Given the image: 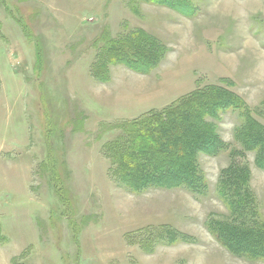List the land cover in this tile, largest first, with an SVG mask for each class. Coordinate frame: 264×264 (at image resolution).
Wrapping results in <instances>:
<instances>
[{
	"label": "rangeland",
	"instance_id": "rangeland-1",
	"mask_svg": "<svg viewBox=\"0 0 264 264\" xmlns=\"http://www.w3.org/2000/svg\"><path fill=\"white\" fill-rule=\"evenodd\" d=\"M176 1L191 15L154 0H0V249L11 264H264L208 231L232 221L219 181L242 150L245 112L207 120L226 149L198 154L203 193L135 191L110 162L127 141L119 127L212 86L264 126V0ZM142 36L162 51L148 74L111 52ZM254 155L246 185L264 223Z\"/></svg>",
	"mask_w": 264,
	"mask_h": 264
},
{
	"label": "trees",
	"instance_id": "trees-1",
	"mask_svg": "<svg viewBox=\"0 0 264 264\" xmlns=\"http://www.w3.org/2000/svg\"><path fill=\"white\" fill-rule=\"evenodd\" d=\"M154 1L186 15L192 13V7L184 1ZM143 37L119 42L111 52L129 69L148 74L162 51L149 45ZM107 78L104 75V81ZM229 110L245 112L242 126L234 137L242 150L233 152L231 164L221 172L219 181L218 194L228 206L232 221H210L208 231L233 255L264 260V223L256 217L254 199L246 185L249 172L243 163L247 153H255V164L264 171V126L253 119L238 96L212 86L193 92L177 105L152 113L138 122L122 125L119 129L124 131L127 141L114 145L115 156L110 162L118 169L122 183L135 191L156 186L203 193L206 182L197 163L198 154L216 157L226 149V144L215 133V127L207 120H217L220 114ZM2 234L0 229V244L6 241ZM170 243H173L171 238Z\"/></svg>",
	"mask_w": 264,
	"mask_h": 264
},
{
	"label": "crops",
	"instance_id": "crops-1",
	"mask_svg": "<svg viewBox=\"0 0 264 264\" xmlns=\"http://www.w3.org/2000/svg\"><path fill=\"white\" fill-rule=\"evenodd\" d=\"M3 249H0V264H11L9 260V256L6 258L7 253L3 252Z\"/></svg>",
	"mask_w": 264,
	"mask_h": 264
}]
</instances>
